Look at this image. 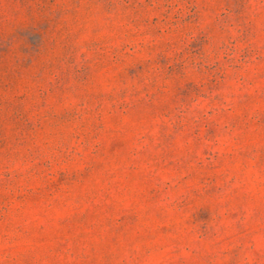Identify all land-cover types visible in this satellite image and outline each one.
Masks as SVG:
<instances>
[{"label": "rangeland", "instance_id": "obj_1", "mask_svg": "<svg viewBox=\"0 0 264 264\" xmlns=\"http://www.w3.org/2000/svg\"><path fill=\"white\" fill-rule=\"evenodd\" d=\"M0 264H264V0H0Z\"/></svg>", "mask_w": 264, "mask_h": 264}]
</instances>
